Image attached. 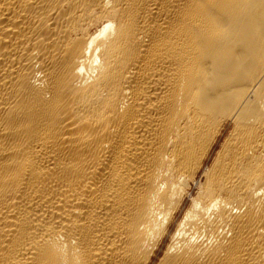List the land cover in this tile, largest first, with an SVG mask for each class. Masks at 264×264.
Segmentation results:
<instances>
[{
    "label": "bare ground",
    "instance_id": "6f19581e",
    "mask_svg": "<svg viewBox=\"0 0 264 264\" xmlns=\"http://www.w3.org/2000/svg\"><path fill=\"white\" fill-rule=\"evenodd\" d=\"M0 264H264V0H0Z\"/></svg>",
    "mask_w": 264,
    "mask_h": 264
}]
</instances>
